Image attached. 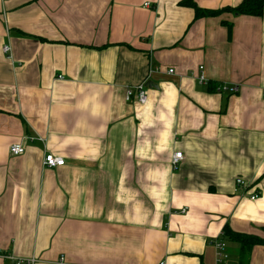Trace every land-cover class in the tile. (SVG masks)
I'll list each match as a JSON object with an SVG mask.
<instances>
[{
    "label": "crops",
    "instance_id": "0c3cea01",
    "mask_svg": "<svg viewBox=\"0 0 264 264\" xmlns=\"http://www.w3.org/2000/svg\"><path fill=\"white\" fill-rule=\"evenodd\" d=\"M179 1L0 0V264H264V8Z\"/></svg>",
    "mask_w": 264,
    "mask_h": 264
},
{
    "label": "built area",
    "instance_id": "2783aa9c",
    "mask_svg": "<svg viewBox=\"0 0 264 264\" xmlns=\"http://www.w3.org/2000/svg\"><path fill=\"white\" fill-rule=\"evenodd\" d=\"M145 6H148V3H145ZM2 51L4 53H7L8 55L11 53V47L9 44H4L2 47ZM200 69H202V66H200ZM169 73L173 72V69H169L168 70ZM61 77V76H59ZM198 80L201 83H205L206 82V77L203 73H200L198 76ZM145 84L141 83L138 85H134V86H129L127 87L126 91H125V99L126 100H136L137 102L143 104L146 102L147 100V94H146V90H145ZM216 90L218 92H223L225 90L229 91V92H236L238 91V86H231L228 87L226 84L222 83L219 84L216 87ZM25 150L24 145L20 142H14L12 144H10L9 146V152L12 155H19L21 153H23ZM183 155L181 151H176L172 154L171 157V165L173 166V168H175L179 162L182 160ZM65 160L63 157L61 156H55L52 153H47L44 155L43 157V165L46 167H58V166H62L64 165ZM236 183L243 185L244 184V180H242L241 178H237L236 179ZM252 198H254V196H252ZM215 247L217 250V263L219 264H226L227 260L229 259V255L226 251V245L225 242H223L222 240H217L215 241ZM34 261V259H18L16 260V264H21L23 262L26 263H30L32 264V262ZM158 264H167V262L165 260L160 261Z\"/></svg>",
    "mask_w": 264,
    "mask_h": 264
},
{
    "label": "trees",
    "instance_id": "16d2710c",
    "mask_svg": "<svg viewBox=\"0 0 264 264\" xmlns=\"http://www.w3.org/2000/svg\"><path fill=\"white\" fill-rule=\"evenodd\" d=\"M179 4L188 6L194 9L195 17L215 16L222 11H231L236 14L261 16L264 8V0H242L238 5L232 8H225L219 10H206L198 7L193 0H180ZM216 89V88H215ZM223 233L232 240H236L241 244V249L249 248L254 244L259 243L261 240L255 236H249L241 233L234 232L229 226L225 225Z\"/></svg>",
    "mask_w": 264,
    "mask_h": 264
},
{
    "label": "water",
    "instance_id": "95a60500",
    "mask_svg": "<svg viewBox=\"0 0 264 264\" xmlns=\"http://www.w3.org/2000/svg\"><path fill=\"white\" fill-rule=\"evenodd\" d=\"M152 82H151V80H147L146 82H145V85L147 86H149L150 84H151Z\"/></svg>",
    "mask_w": 264,
    "mask_h": 264
}]
</instances>
